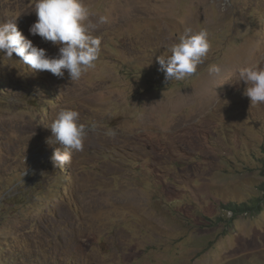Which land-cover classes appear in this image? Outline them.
<instances>
[{"label": "rangeland", "instance_id": "1", "mask_svg": "<svg viewBox=\"0 0 264 264\" xmlns=\"http://www.w3.org/2000/svg\"><path fill=\"white\" fill-rule=\"evenodd\" d=\"M34 2L0 0V22L16 18L55 56L29 32ZM83 2L107 22L78 81L0 52V264H264V104L237 74L264 67V0ZM189 27L207 30L209 54L166 81L157 57ZM60 108L95 129L56 168L47 127Z\"/></svg>", "mask_w": 264, "mask_h": 264}, {"label": "clouds", "instance_id": "2", "mask_svg": "<svg viewBox=\"0 0 264 264\" xmlns=\"http://www.w3.org/2000/svg\"><path fill=\"white\" fill-rule=\"evenodd\" d=\"M36 21L29 27L32 35L40 36L45 42L58 46V53L49 56L44 48L34 46L18 30L15 19L0 22V52L11 59L13 53L20 57V62L33 72L47 71L58 78H63L67 71L71 81H78L90 69L95 68L101 51V39L93 32L100 24L107 22L106 17H99L92 22L90 9L83 0H35ZM211 44L206 29L193 31L186 28L178 42L173 43L167 56H158L159 71L164 73L166 81H182L197 72L204 64ZM224 69L218 64L208 66V74L214 78L223 75ZM239 82L246 85L244 95L253 106L264 104V67L250 64L238 69ZM51 137L47 143L58 144L50 157L54 167L62 168L70 164L72 151H83L84 140L95 125L80 122V113L70 108H60L47 127ZM112 130L106 132L114 136Z\"/></svg>", "mask_w": 264, "mask_h": 264}, {"label": "trees", "instance_id": "3", "mask_svg": "<svg viewBox=\"0 0 264 264\" xmlns=\"http://www.w3.org/2000/svg\"><path fill=\"white\" fill-rule=\"evenodd\" d=\"M258 202L255 205H246V204H242V205H236V204H230V211L233 212L234 216H238L241 214H245V213H252V212H256L258 209Z\"/></svg>", "mask_w": 264, "mask_h": 264}]
</instances>
